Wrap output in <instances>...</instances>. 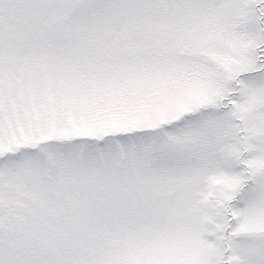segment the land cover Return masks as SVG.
Here are the masks:
<instances>
[{"label": "snow or ice", "instance_id": "1", "mask_svg": "<svg viewBox=\"0 0 264 264\" xmlns=\"http://www.w3.org/2000/svg\"><path fill=\"white\" fill-rule=\"evenodd\" d=\"M0 264H264V0H0Z\"/></svg>", "mask_w": 264, "mask_h": 264}]
</instances>
